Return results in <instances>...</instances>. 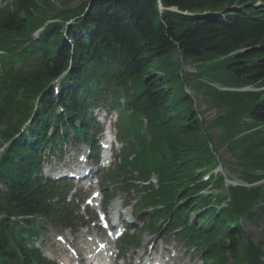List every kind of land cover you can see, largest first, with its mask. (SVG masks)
Listing matches in <instances>:
<instances>
[{"label": "trees", "instance_id": "trees-1", "mask_svg": "<svg viewBox=\"0 0 264 264\" xmlns=\"http://www.w3.org/2000/svg\"><path fill=\"white\" fill-rule=\"evenodd\" d=\"M73 1L12 0L0 11L6 52L0 57V150L10 144L0 156V263L46 264L27 246L37 238L38 222L24 229L13 219H59L61 207L51 203L59 188L37 177L42 158L71 131L89 139L90 111L110 103L128 146L117 177L156 174L160 190L150 199L164 206L156 217L199 243L207 264H264V243L248 246L238 223L240 216L253 225L264 221V186L233 188L232 209L220 212L200 195L202 171L216 159L189 83L171 58L220 61L221 78L208 76L195 88L230 106L215 123L236 161L228 170L246 184L258 182L264 177V7L253 0H86L72 10L52 7ZM215 84L263 90L222 92Z\"/></svg>", "mask_w": 264, "mask_h": 264}, {"label": "rangeland", "instance_id": "rangeland-1", "mask_svg": "<svg viewBox=\"0 0 264 264\" xmlns=\"http://www.w3.org/2000/svg\"><path fill=\"white\" fill-rule=\"evenodd\" d=\"M86 0H74L73 2H71L70 4H68L66 7H64L62 4L60 5H56L53 4L52 7L55 8L57 11H63V10H72V9H76L78 8L80 5H82ZM255 6H260L261 4V0H253ZM264 7V4H263ZM47 8H45L44 10H46ZM172 60L175 61V65L176 68L178 67V65L181 67L182 73L184 74V79L188 81L189 85L186 87L187 88V93L193 97L194 99V106L197 109V112L200 113L201 117H202V122L205 128L204 134L206 135V140L209 144V153L210 156H214L215 157V162H213L209 167L205 168L203 170V175L206 176L208 175L209 177V171L211 170L212 167L216 166L218 167L219 163H223V165L227 164L226 168L227 170L231 167H237L236 165V161L234 160L233 156L231 155L230 151L227 148V145H223L222 144V133H223V126L221 128V126L219 124H215L216 121H218L220 118H222L225 114H227V112L229 111L230 106L228 104H217L214 99L209 98V94L207 95L206 92L204 91H198L195 86L198 85L200 82H206V80L204 78H208V76H212V77H217V78H221V75L223 73V69L221 68V66L218 64V62L220 61H210V62H195V61H183L180 59L179 54H174L173 57H171ZM173 64V62H172ZM211 68V69H208ZM212 71V72H210ZM181 72V71H180ZM213 87L218 88L220 87L218 84L213 85ZM100 120L102 122L107 121L108 119L103 120V118H100ZM220 126V127H218ZM218 127V128H217ZM223 129V130H222ZM74 141L71 142V144H73ZM229 144V143H228ZM119 148H115L113 153H117V150ZM234 149V148H232ZM234 151L239 155L238 151L236 149H234ZM68 154H65L63 156V158L60 161L55 162L54 160H50V162L46 165L48 166L50 164V167H46L45 169V176L50 177L53 175V173L55 172H60L63 168H73V164H77V157L78 155L81 153V151H78L76 149L74 150H67ZM220 169H217V171H219ZM226 171L228 177L231 179V181H234L232 183H234V185H237V178H239L238 175L231 173V171L229 172ZM216 171V172H217ZM223 171V170H222ZM215 172V173H216ZM63 172H60V174ZM225 173V171H224ZM102 176L101 174H98V177L100 178ZM207 177V176H206ZM205 177V178H206ZM216 177H214L210 183L211 186H213V182L215 181ZM241 185V184H239ZM108 193L110 194L112 191V188H108ZM105 193V192H103ZM107 195V193H105ZM228 195V193H227ZM231 198V195H229ZM232 199V198H231ZM78 201H75V205H77ZM115 203H117V205H121V199H117V201H115ZM130 212V211H129ZM121 213L126 214L127 211H121ZM131 213V212H130ZM81 214H84L82 208H81ZM132 214V213H131ZM123 218H125L126 220H129L128 215H125ZM196 220L197 217H194L193 222L196 224ZM162 222V221H161ZM143 222L137 221L136 226L139 229L140 227H142ZM244 224V228H245V242L246 244L249 246V244L252 243L253 246H259L261 243H264V221H260L258 223V225H253L250 222H248L247 220H244L243 222ZM83 231H75V230H60V228L54 229L53 227L47 226L46 225V232L43 233V242L46 244V248L51 246V248L46 249L49 250L51 252L56 251L54 245H57L58 248L60 249L59 245L56 243V238L54 239L55 235H59V236H63L65 237V239L70 240V241H74V244L76 245V249L82 250V248H84V244L86 243V237L82 236ZM156 235H153L152 233L150 234H146L143 237H141L140 239V243L142 242V249L143 246L146 244V241L150 240V244L151 247L149 246V248H147V251L149 252L147 254V256H149V254L152 252V246L155 248L157 247L162 239V235L155 233ZM154 238H157V240H155ZM160 249V248H159ZM168 250H170L169 253H167L166 255H173L176 254L179 257L175 258V263L176 264H187L189 261L191 262H195L194 258H191L188 256V254H184L183 255V251L177 249V252L179 251V253H174L173 252V248L169 247ZM57 252V251H56ZM140 252V251H139ZM139 252H132L129 251L126 255H125V260L123 262H120L121 264H132L134 262V264L136 263L135 261L137 260V258L139 257V255L141 253ZM131 254H133L135 256V258H131ZM166 255H164L165 261L167 259H171V257H166ZM145 256V255H144ZM183 259H182V258ZM173 263V262H172ZM174 264V263H173ZM199 264V263H196ZM227 264H232V262H227Z\"/></svg>", "mask_w": 264, "mask_h": 264}, {"label": "bare ground", "instance_id": "bare-ground-1", "mask_svg": "<svg viewBox=\"0 0 264 264\" xmlns=\"http://www.w3.org/2000/svg\"><path fill=\"white\" fill-rule=\"evenodd\" d=\"M200 119H202V118L200 117ZM161 211H162V210H161ZM86 245H87V244H86ZM49 254H52V253H49ZM53 256H58L59 258H64V260H65L66 262L69 261L68 256H66L65 253L62 252V251H61V253H59L58 255H53Z\"/></svg>", "mask_w": 264, "mask_h": 264}]
</instances>
